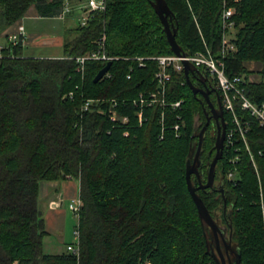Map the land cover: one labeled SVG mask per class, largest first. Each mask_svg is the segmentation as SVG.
Returning <instances> with one entry per match:
<instances>
[{"label": "trees", "instance_id": "1", "mask_svg": "<svg viewBox=\"0 0 264 264\" xmlns=\"http://www.w3.org/2000/svg\"><path fill=\"white\" fill-rule=\"evenodd\" d=\"M176 27L175 40L185 53H215L222 33L221 13L234 7L236 50L225 60L229 77L242 75L254 103L264 102V79L249 81L247 63L259 62L264 75V0H165ZM84 27L67 29L60 57L23 56L21 43H9L0 57V264H215L210 229L198 216L187 190L186 161L193 156L202 108L182 74H172L165 99H183L181 127L166 108L144 109L139 125L131 104L119 109L126 126H113L111 99L132 100L155 92L157 64L133 57L172 54L162 24L149 0H106ZM63 0H0V27L23 17L34 6L41 17L58 16ZM105 31L107 75L92 79L107 61L90 60L84 73L71 57L95 49ZM71 34H74L71 37ZM130 76L127 78V76ZM193 82L198 77L190 75ZM75 92L73 100L64 98ZM83 99H99L81 112ZM164 120L161 135L160 116ZM224 121L228 115L224 113ZM257 163L264 198V127L253 123L247 136ZM215 134L206 128L200 160L206 172L214 155ZM238 175L228 181L225 154L217 162L215 182L223 188L197 189L212 218L219 216L231 235L240 264H264V232L258 181L240 143ZM260 151V154L258 153ZM78 181L79 255L47 253V235L39 208V184ZM216 221V220H215ZM227 236V237H228Z\"/></svg>", "mask_w": 264, "mask_h": 264}, {"label": "built area", "instance_id": "2", "mask_svg": "<svg viewBox=\"0 0 264 264\" xmlns=\"http://www.w3.org/2000/svg\"><path fill=\"white\" fill-rule=\"evenodd\" d=\"M76 5L74 0H63L62 9L58 14L59 18L65 19L71 15L73 10L79 12L78 26L84 27L88 23L95 13H103L106 10V0H77ZM236 10L234 7H224L221 13V27L222 33L220 37V44L215 53H212L209 48L204 51H195L193 53L181 52L180 55L174 53L167 55H158L150 57H133L132 59L138 62V66H144L145 60H154L157 64V70L154 74L157 88L155 92L139 93L132 100H117L111 99L109 105L107 106V115L113 126H126L129 123L128 114L122 110L127 108L129 104L137 108L135 116L137 118L138 124L140 125L144 120V109L157 106L159 108H166L171 111L172 115L175 116V124L173 125L176 131V136H178V131L180 130L181 117L180 113L174 114L173 112L179 110L183 104V99H178L175 101H167L165 99L166 84L171 80L172 74H182L184 75V63H191L196 72L194 76L206 80L210 79L211 83L215 86L219 93L221 100V108L223 114L228 115V120L225 121V134L223 142V152L222 157L225 154V160L227 161V169L225 171V178L228 181H236L238 175V159L240 143L244 150L248 153L251 164L255 169L257 181H258V191L259 200L258 205L260 209L262 228L264 232V198L262 193L260 176L257 169V163L254 159V155L249 147L247 136L251 129L253 123H256L259 127H264V102L257 104L250 100L244 90V85L247 79L242 75H234L229 77L225 71V60L227 57L234 53L236 50L235 44L233 43V38L235 36V23L233 21V16ZM19 34L11 35L9 38V43L16 44L21 43L22 28L19 30ZM105 42L106 35L103 31L99 38L95 41V49H92L82 55L71 57L76 63V71L81 74L84 73V66L87 61L90 60H113L115 57H109L105 52ZM2 47H0V57ZM107 75V73L105 74ZM130 76L128 75L127 78ZM160 88V90H158ZM75 97L74 91H69L64 95V98L73 100ZM82 97L81 112H85L89 107L95 103L101 102L99 99H91ZM166 115L162 111L160 116L161 123V135L162 139L164 126V120ZM260 154V151H258ZM70 177V176H68ZM220 187V185L218 186ZM81 206V200L79 196L71 199L68 203V209L72 212L74 217L78 218V212ZM74 241L65 246V250L75 257L79 255V231L77 225L73 230ZM149 264V263H146Z\"/></svg>", "mask_w": 264, "mask_h": 264}, {"label": "water", "instance_id": "3", "mask_svg": "<svg viewBox=\"0 0 264 264\" xmlns=\"http://www.w3.org/2000/svg\"><path fill=\"white\" fill-rule=\"evenodd\" d=\"M154 12L158 16L161 24H162V29L163 32L165 33L166 40L170 46L171 51L176 54L180 55L182 50L180 46L177 44L175 40V34H176V27L171 23V18H172V11L167 5L165 0H149ZM184 63V77L186 84L188 87L192 90L193 94H195L196 89L193 86L188 73L189 72H196L195 67L189 63V62H183ZM111 64V60H108L101 69L96 73V75L93 77L92 81L93 83H97L100 81L104 75L107 73L109 70ZM160 90V88H158ZM208 92L209 91H204L202 92L205 100L207 101V104L210 107V110L214 116V118L220 121V124L218 123V131H217V136L214 142V148H215V154L209 164L208 171L206 173V181L203 184H199L197 186H194L191 182V175L194 174L198 176V171L197 167L200 164L199 156H200V149H201V144H202V138L204 131L208 125L209 119L207 118L205 124L200 128L198 136H197V146L195 153L192 157H189L186 161V167H185V179H186V186L187 190L190 193V196L195 204L197 213L199 218L201 219L202 223L206 225L214 235V241H215V248L217 251V254L220 256V259L216 256L213 255V261L215 264H225V260L223 258L221 248L219 245V239L223 241V244L226 249L232 250L231 247V241H230V234L228 236V239L225 240V236L223 234L222 229L219 227V225L216 223V221L212 218L211 214L209 213L208 209L206 208L205 204L203 203L202 199L200 196L197 194V189H207L213 188V183H214V177H215V167L216 164L219 160L222 158V152H223V142H224V134H225V121L223 117V112L221 107L218 108V110H215L209 101L208 98ZM216 190H218L221 194H223V188L220 186ZM235 252V258L233 261V264H240V255L239 253ZM229 262L231 263L230 259Z\"/></svg>", "mask_w": 264, "mask_h": 264}, {"label": "crops", "instance_id": "4", "mask_svg": "<svg viewBox=\"0 0 264 264\" xmlns=\"http://www.w3.org/2000/svg\"><path fill=\"white\" fill-rule=\"evenodd\" d=\"M28 17L33 20L46 18L39 16L34 6L29 7L23 17L9 26L0 27V47L4 48L9 45L10 36L18 35L20 28H22L20 36L23 52L24 47L34 44L33 39L37 34L33 31L26 32L24 24ZM53 17L59 18L58 16ZM78 189V181L73 177H67L61 181H45L39 184V200L46 205L43 219L47 235L43 238V250L47 253H61L65 251V246L70 243L71 233L69 234V231L72 214L67 206L71 199L79 196ZM75 222L77 224V219ZM76 224L74 225L76 226Z\"/></svg>", "mask_w": 264, "mask_h": 264}, {"label": "rangeland", "instance_id": "5", "mask_svg": "<svg viewBox=\"0 0 264 264\" xmlns=\"http://www.w3.org/2000/svg\"><path fill=\"white\" fill-rule=\"evenodd\" d=\"M77 0H74V4L76 5ZM79 12L76 10H73L71 15L66 17L65 19L62 18H56V17H46L40 20H33L31 17H28L24 21L26 32L33 31L37 34L36 37H34V44L33 45H27L24 47L23 55L26 57H60L63 55V41L68 36L67 35V29L71 27H75L78 24V18ZM74 34H71V37H73ZM248 68L252 71L248 75L249 81H258L261 79H264V75L262 76L258 71L261 68V64L259 62H249L247 63ZM189 77L190 75L194 76V72L188 73ZM196 77V76H195ZM210 80V79H209ZM186 82V81H185ZM193 84V83H192ZM198 140V139H197ZM196 150V149H195ZM195 153V152H194ZM193 153V155H194ZM217 185L216 187H218ZM39 208L42 213H44V210L46 208V205L44 202L39 200ZM70 211V210H69ZM71 212V211H70ZM72 214V212H71ZM219 218L215 219L216 223L219 225V227L222 229L223 234L225 236V240L228 239V233L225 232V224L223 223L221 216L218 215ZM76 218L72 214L71 223H70V231L71 238L70 243L74 241L73 238V230L76 224ZM75 222V223H74ZM227 241V240H226ZM219 245L221 248V252H223V242L219 239ZM232 245V243H231ZM233 248V247H232ZM234 249V248H233ZM235 257V255H232L230 257V260ZM234 261V260H233ZM226 262V260H225Z\"/></svg>", "mask_w": 264, "mask_h": 264}, {"label": "flooded vegetation", "instance_id": "6", "mask_svg": "<svg viewBox=\"0 0 264 264\" xmlns=\"http://www.w3.org/2000/svg\"><path fill=\"white\" fill-rule=\"evenodd\" d=\"M193 86L195 87L196 89V92H195V96L196 98L198 99L199 103H200V106L202 108V115L204 117V121L202 119V116L200 115V118H199V125L201 124V127L205 124L207 118L209 119L208 121V125L206 128L209 127L210 129V132L211 134H215V139H216V136H217V131H218V123L220 124V121L217 119L214 118L215 115L212 114L211 110H210V107L209 105L207 104V101L205 100L202 92L204 91H209L208 92V98H209V101L211 102L213 108L215 110H218L219 107H221V100H220V96H219V93L218 91L216 90L215 86L211 83V81L207 78L206 81L204 80H201V79H197V80H194L193 82ZM222 109V108H221ZM223 112V111H222ZM224 115V114H223ZM224 117V116H223ZM200 127V128H201ZM206 130V129H205ZM205 132V131H204ZM199 133V132H198ZM198 136V134H197ZM214 154H215V151H214ZM214 156V155H213ZM192 157V156H191ZM213 158V157H212ZM212 158L210 159L209 161V164L212 160ZM199 160H200V156H199ZM209 164L207 166V169H206V172H202V168L203 166L205 165L204 162H202L200 160V164L198 165L197 167V171H198V176L192 174L191 175V182L194 186H197L199 185L200 183L203 184L205 183L206 181V173L208 171V168H209ZM217 165V164H216ZM216 169V167H215ZM216 171V170H215ZM218 184L215 182V177H214V183H213V188H215ZM218 188V187H217ZM200 189V188H199ZM203 190V189H202ZM211 231V230H210ZM214 237V235H213ZM221 240V239H220ZM222 241V240H221ZM223 242V241H222ZM224 245V244H223ZM232 247V246H231ZM235 250L232 248V250H230L229 248L226 249L225 246L223 247V252H222V255H223V258L224 260H226L225 264H233V260L234 258L232 259L231 263L229 262V259L230 257H232V255H235ZM211 255H216L219 259H220V256L217 254V251H216V248H213L211 247Z\"/></svg>", "mask_w": 264, "mask_h": 264}, {"label": "bare ground", "instance_id": "7", "mask_svg": "<svg viewBox=\"0 0 264 264\" xmlns=\"http://www.w3.org/2000/svg\"><path fill=\"white\" fill-rule=\"evenodd\" d=\"M105 76V75H104ZM199 79H201V78H199ZM201 80H204V79H201ZM204 81H206V80H204Z\"/></svg>", "mask_w": 264, "mask_h": 264}]
</instances>
